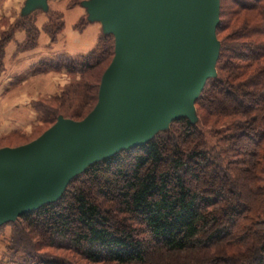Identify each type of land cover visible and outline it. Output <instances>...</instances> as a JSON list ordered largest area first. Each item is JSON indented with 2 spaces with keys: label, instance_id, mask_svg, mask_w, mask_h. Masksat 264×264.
Segmentation results:
<instances>
[{
  "label": "trees",
  "instance_id": "16d2710c",
  "mask_svg": "<svg viewBox=\"0 0 264 264\" xmlns=\"http://www.w3.org/2000/svg\"><path fill=\"white\" fill-rule=\"evenodd\" d=\"M37 12L0 36V75L10 44L15 58L36 50L41 34L47 48L62 35V15L48 11L37 27ZM90 24L86 16L73 30ZM100 30L88 53L35 65L78 78L60 98L33 106L42 125L81 121L96 105L114 56L113 36ZM216 38L215 77L194 105L198 122L173 121L148 143L89 166L56 202L1 225L0 238L8 227L11 236L0 264H71L39 252L43 241L88 264H147L155 253L184 264H264V0H220Z\"/></svg>",
  "mask_w": 264,
  "mask_h": 264
},
{
  "label": "water",
  "instance_id": "95a60500",
  "mask_svg": "<svg viewBox=\"0 0 264 264\" xmlns=\"http://www.w3.org/2000/svg\"><path fill=\"white\" fill-rule=\"evenodd\" d=\"M24 0L20 17L47 13ZM87 21L114 38L97 103L81 121L58 117L36 140L0 149V226L56 202L89 166L148 143L178 119L196 124L195 102L215 77L220 0L82 1Z\"/></svg>",
  "mask_w": 264,
  "mask_h": 264
},
{
  "label": "rangeland",
  "instance_id": "374dc122",
  "mask_svg": "<svg viewBox=\"0 0 264 264\" xmlns=\"http://www.w3.org/2000/svg\"><path fill=\"white\" fill-rule=\"evenodd\" d=\"M11 1L12 3L18 1V7L12 9L7 18L3 17V5H0V36L15 28L23 7L24 0ZM70 1L49 0L48 2L49 11L62 15L65 23L62 35L51 48H47L48 38L41 34L38 48L32 52L14 58L12 55L15 51V44H10L6 49L5 72L0 75V149L17 148L39 138L50 127L39 122V113L34 110L33 106L40 103L47 104L49 101L60 98L69 90L73 81H78V78L70 77L65 71L34 72L35 65L42 59L51 60L58 55L75 57L86 54L92 49L101 33V25L105 23V18L85 26L81 33L73 30L76 23L86 22V15L85 10L79 6L71 9ZM35 16L37 27H41L47 21V14L44 12H37ZM23 38V34H16L17 42H21ZM72 105L79 107L77 103H72ZM117 188H113V195L117 193ZM10 199L11 197L6 195L0 197L1 202L6 205H12L9 202ZM110 208L114 215L116 202L110 205ZM10 236L11 231L8 227L0 238V259L3 257ZM43 245L39 246V252L50 257L64 259L71 264H88L72 249L47 248L44 241ZM184 261L186 260L182 258H168L158 253L151 254L147 258V264H184Z\"/></svg>",
  "mask_w": 264,
  "mask_h": 264
},
{
  "label": "crops",
  "instance_id": "0c3cea01",
  "mask_svg": "<svg viewBox=\"0 0 264 264\" xmlns=\"http://www.w3.org/2000/svg\"><path fill=\"white\" fill-rule=\"evenodd\" d=\"M0 5H3V10H4L3 17L7 18L8 15H10V12L12 11V9H15L18 7V1H14L12 3L11 0H0ZM0 9H1V6H0Z\"/></svg>",
  "mask_w": 264,
  "mask_h": 264
}]
</instances>
